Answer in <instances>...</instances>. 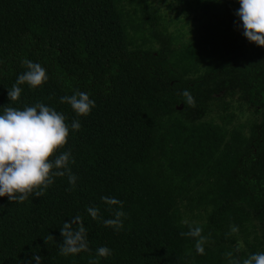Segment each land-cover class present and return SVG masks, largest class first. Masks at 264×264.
Wrapping results in <instances>:
<instances>
[{
    "label": "trees",
    "instance_id": "1",
    "mask_svg": "<svg viewBox=\"0 0 264 264\" xmlns=\"http://www.w3.org/2000/svg\"><path fill=\"white\" fill-rule=\"evenodd\" d=\"M238 7L0 0V106L41 102L81 124L58 149L71 152L74 186L55 177L39 197H0V264H35L34 254L40 264H227L228 252H264V47L236 28ZM26 59L48 79L19 85L9 101ZM185 88L192 105L182 103ZM74 90L95 101L88 115L60 103ZM117 209L124 216L114 230L103 220ZM75 215L88 251L61 255L59 228ZM189 224L206 237L203 254L179 235ZM102 245L110 256H96Z\"/></svg>",
    "mask_w": 264,
    "mask_h": 264
},
{
    "label": "clouds",
    "instance_id": "2",
    "mask_svg": "<svg viewBox=\"0 0 264 264\" xmlns=\"http://www.w3.org/2000/svg\"><path fill=\"white\" fill-rule=\"evenodd\" d=\"M239 7L235 10L238 22H234L241 34L251 43L264 47V0H237ZM26 70L18 73L15 83L8 88L9 101H16L21 95L19 85L27 84L35 88L47 81L44 67L38 62L24 60ZM182 103L192 105L194 98L188 89H182ZM60 103H67L77 116H86L95 107V101L84 91L74 90L71 95L59 97ZM81 127L78 120L70 124L62 112L44 103L36 102L21 107L0 106V197L20 203L32 196L39 197L53 183L55 177H67L70 185H75L76 175L71 171L72 155L70 150L58 151L65 145L69 130L77 131ZM108 205H118L115 197L102 196ZM86 212L96 219L98 209L86 208ZM124 213L117 209L111 219L103 220L105 226L118 230L122 226ZM182 223H186L182 221ZM62 240L59 246L61 255L88 251L86 228L79 215L65 220L59 228ZM238 228L230 226V232ZM191 237L197 254L204 253L206 237L200 226L188 225L187 231L179 233ZM112 250L107 246L95 249L97 257H107ZM227 264H264V252L250 253L245 257L235 258L232 252L225 253ZM35 264H40L38 255L32 256ZM95 264V261H90Z\"/></svg>",
    "mask_w": 264,
    "mask_h": 264
},
{
    "label": "rangeland",
    "instance_id": "3",
    "mask_svg": "<svg viewBox=\"0 0 264 264\" xmlns=\"http://www.w3.org/2000/svg\"><path fill=\"white\" fill-rule=\"evenodd\" d=\"M163 7H165V5H163ZM165 9H166V7H165ZM168 10V9H167ZM168 12H171V14L173 15V11H168ZM186 27V26H185Z\"/></svg>",
    "mask_w": 264,
    "mask_h": 264
}]
</instances>
